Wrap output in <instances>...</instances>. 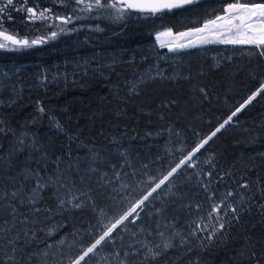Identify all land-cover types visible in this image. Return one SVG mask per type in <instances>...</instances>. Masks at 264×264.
Wrapping results in <instances>:
<instances>
[{
    "label": "trees",
    "instance_id": "trees-1",
    "mask_svg": "<svg viewBox=\"0 0 264 264\" xmlns=\"http://www.w3.org/2000/svg\"><path fill=\"white\" fill-rule=\"evenodd\" d=\"M23 3L0 30L29 40L60 31L58 20L29 21L27 7L79 19L46 43L0 49V252L16 264H69L211 137L194 167L181 166L81 264H264V92L211 134L264 83V57L221 44L172 53L154 40L221 14L217 0L120 21L75 0H27L17 11ZM37 182L35 205L21 204ZM230 191L224 208L237 212L221 210L224 228L192 235L194 222L218 227L208 213ZM69 197L81 207L60 204Z\"/></svg>",
    "mask_w": 264,
    "mask_h": 264
},
{
    "label": "snow or ice",
    "instance_id": "snow-or-ice-1",
    "mask_svg": "<svg viewBox=\"0 0 264 264\" xmlns=\"http://www.w3.org/2000/svg\"><path fill=\"white\" fill-rule=\"evenodd\" d=\"M197 0H75L77 5L83 4L84 7L81 11H93V10H102L107 9L114 11L115 15L110 16V19L120 21L125 19L128 16L139 14L138 18L150 19L154 17L162 18L165 13H172L177 9H186L187 6H190L196 3ZM218 7L214 10L221 14L214 15L213 18L206 19L199 27H190L187 31L176 32L174 33L172 28H165L163 31H158L155 33L156 44L160 48H167L168 52L180 53L188 49L200 48L205 45L212 44H221L225 46H240L246 47V50L257 53L259 56L264 57V0H217ZM27 0H24V3L17 8V11H25ZM9 8H15L14 0H4L3 3H0V25L3 24V16L7 15ZM27 19L29 21L35 22L40 21L42 24H48L51 20H58L60 24H52L53 27H58L59 32L52 31L48 35L38 36L35 39L29 40L28 38H18V35L9 34L5 30H0V49L15 50L19 51L24 48H30L34 45L46 43L48 40L56 39L60 33L65 31L63 25H67L72 22L73 19H79V17L74 16H56L53 18L49 9H43L42 11L37 12L32 7H27ZM8 19H11V16H8ZM99 30V29H97ZM158 75H162V72H158ZM203 91V90H201ZM264 92V83L260 85V88L256 90L242 104L236 111L224 121L223 124L212 133V136H215L217 132L223 129L228 125L233 117L237 115L248 104L258 93ZM43 112V108L40 109ZM59 127V125H57ZM2 131V130H0ZM211 137L202 140L200 144L196 146L191 152L188 153L184 159L180 160L179 164L175 168H172L166 176L163 177L156 184L155 188L144 196L141 200H138L131 208L128 209L119 219L112 223L110 227H107L105 231L90 246H88L82 253V255L77 256L75 259L69 260V264H81L89 254L94 253L99 246H101L106 241H111L112 233L122 226L125 221L131 218L134 223L138 218L140 211L144 208L146 202L149 200L151 195L161 188L170 177L177 172L181 166L187 164L189 167H194L193 157L204 144L208 142ZM51 182V181H50ZM45 187L44 184L37 182L35 188L32 189L29 199L25 201L23 198L20 199V203H30L35 205L39 197V191ZM242 189L247 188V184L240 185ZM20 195L19 191L11 192V198L16 199ZM233 192H228L227 195L221 200L219 204L212 206L211 212L208 213V220L213 221L218 224L216 226H210L209 223L194 222L195 228L193 229L192 235H196L198 232L204 231L207 232L208 238L211 239L213 235L224 228V223L220 222L223 219L220 212L223 209L224 214L227 215L230 210L232 214H236L237 207L228 204L227 208H224V205L228 202L229 198L233 197ZM3 197H0L2 199ZM74 197H69L66 200H60V204H72L73 207H81L80 204L73 203ZM210 199H214V196H210ZM239 203H243V198ZM12 209L13 221H15L16 208L12 205H9ZM264 207V206H262ZM199 208V206H197ZM2 211V209H0ZM159 210H157L158 212ZM203 220V218H201ZM8 222L5 221V224ZM21 224L24 221L20 222ZM11 228H15V223L11 225ZM6 229L0 226V235L5 234ZM51 234V232L49 233ZM13 241L9 240V244H12ZM63 244L64 241L59 242ZM170 243L165 241L163 248L167 249L170 247ZM51 247V245H49ZM158 247V246H157ZM15 247L12 248V252L15 253ZM127 255V253H125ZM147 255H150L153 259L160 255L159 251H153L151 247L148 248ZM0 264H16L14 255H5L0 252ZM123 264V262H121Z\"/></svg>",
    "mask_w": 264,
    "mask_h": 264
},
{
    "label": "water",
    "instance_id": "water-1",
    "mask_svg": "<svg viewBox=\"0 0 264 264\" xmlns=\"http://www.w3.org/2000/svg\"><path fill=\"white\" fill-rule=\"evenodd\" d=\"M184 29H188V28H184ZM3 30H4V29H3ZM180 30H181V29H180ZM178 31H179V30H178ZM178 31H174V30H173L174 33L178 32ZM8 32H9V31H8ZM9 34H12V33L9 32ZM15 35H16V34H15ZM18 38H27V37H18ZM154 40H155V35H154ZM211 134H212V133H211ZM211 134H210V135H211ZM210 135H209V136H210ZM186 156H187V155H186ZM183 159H184V158H183ZM178 164H179V163H178ZM175 167H176V166H174V168H175ZM158 183H159V182H158Z\"/></svg>",
    "mask_w": 264,
    "mask_h": 264
},
{
    "label": "bare ground",
    "instance_id": "bare-ground-1",
    "mask_svg": "<svg viewBox=\"0 0 264 264\" xmlns=\"http://www.w3.org/2000/svg\"><path fill=\"white\" fill-rule=\"evenodd\" d=\"M201 25H202V24H201ZM201 25H200V26H201ZM187 30H188V29H183V30H180V31H178V32L187 31ZM155 42H156V41H155Z\"/></svg>",
    "mask_w": 264,
    "mask_h": 264
},
{
    "label": "rangeland",
    "instance_id": "rangeland-1",
    "mask_svg": "<svg viewBox=\"0 0 264 264\" xmlns=\"http://www.w3.org/2000/svg\"><path fill=\"white\" fill-rule=\"evenodd\" d=\"M169 172H170V171H169ZM166 175H167V174H166ZM166 175H165V176H166ZM156 184H158V182H157ZM156 184L153 186V188L156 186ZM153 188H152V189H153ZM152 189H151V190H152ZM149 192H150V191H149ZM149 192H148V193H149ZM121 216H122V215H121ZM114 223H115V222H114Z\"/></svg>",
    "mask_w": 264,
    "mask_h": 264
}]
</instances>
